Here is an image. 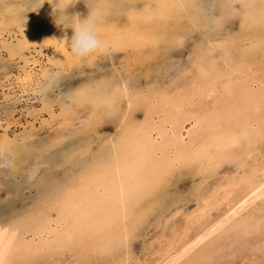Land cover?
<instances>
[{
	"label": "bare ground",
	"instance_id": "bare-ground-1",
	"mask_svg": "<svg viewBox=\"0 0 264 264\" xmlns=\"http://www.w3.org/2000/svg\"><path fill=\"white\" fill-rule=\"evenodd\" d=\"M73 1L0 0V36L16 29L20 37L0 41L24 63L20 84L41 98L28 112L34 124L20 134L11 137L0 125V147L9 152L0 157V174L25 180L0 203V227L15 232L0 264H144L130 243L143 225L161 229L146 264H264V0H83L100 17L105 52L123 57L110 78L100 73L81 87L67 85L75 59L64 41L80 17L55 15ZM36 44L48 49V65L32 56ZM184 46L183 84L174 82L172 92L135 85L118 70L154 57L166 73L169 53ZM30 65L39 72L30 74ZM14 98L7 94L6 102ZM79 109L89 110L83 127L99 135L94 149L80 138L85 130L64 137ZM36 113L59 132L41 150L32 141ZM101 113L117 117L114 134L98 132ZM190 170L201 177L198 185L215 183L191 192L194 211L164 215L176 206L171 180ZM23 187L29 198L14 209L12 197L27 194Z\"/></svg>",
	"mask_w": 264,
	"mask_h": 264
},
{
	"label": "rangeland",
	"instance_id": "rangeland-1",
	"mask_svg": "<svg viewBox=\"0 0 264 264\" xmlns=\"http://www.w3.org/2000/svg\"><path fill=\"white\" fill-rule=\"evenodd\" d=\"M41 8L42 7H39V9ZM57 13H65L68 20L72 22L73 20L75 21L76 16L82 18V17H86L89 15L88 10L84 6L83 0H76L75 2L73 1L67 4L64 10L63 9L60 11L58 10V12H56L55 15H58ZM33 19H34L33 17H29L27 19L28 24L34 23ZM9 34L5 32L0 36V38L7 42H9L14 36H17L18 39H20V37L18 36L19 33L16 29L10 30ZM2 42L3 41H0V60H1L0 61V125H1L2 132L5 131L7 132L9 136L13 137L15 134H20L25 128H28V126H30L31 124H34V121L36 119L34 118V116H31L30 114L35 113L33 111L34 108L41 106V98H39L38 96H34V94L31 93L32 91L30 88L23 87V85L20 84V80L21 78H23L21 68L24 66V63L23 61H21L20 58H18V56H16V53H14L13 56L11 57L9 54L10 51H6L7 49L3 48L4 45H2ZM188 45H190V43ZM34 47H35V50L37 51V54L41 53L40 55L32 53V56L34 57V59L36 58L35 60H37L38 62L40 61V67L48 65L46 62L47 59L44 56L47 53L48 49H45L39 52L40 51L39 45L36 44L34 45ZM187 47H190V46H184L177 50L171 51V53H169V58L171 59V62L169 64V68L166 71V73L161 72V69H165V64L162 59H157L156 61L154 60V57L152 59H148V58H145V56H142L145 59H140L138 64L137 63L135 65L131 64V66L121 65L119 67L121 69H118V70L120 71L121 74L124 75L125 78L128 79V81L130 82L132 81L133 84L135 85L139 84L138 86L141 87V84H142V86H146L148 88L154 87L153 88L154 90H160V91L161 90L163 91L166 88V90H168L169 92L170 91L172 92L174 91V88H175V87H172V86H175V84H173L174 82H176V85H178V83L183 84L182 80H179L178 77H180V74L184 72V68L181 69L180 67L185 66L184 64L187 63L186 62L188 58V56H186L187 55L186 52L188 49ZM68 50L70 52L69 48ZM25 52H26L25 54L27 55L28 51H25ZM96 56H97L96 59L93 60L94 63L89 62V61H81V60L74 58L75 66H71L67 68V71H66L67 73H65V77L67 78L66 80L67 85L69 84L68 86L81 87L84 84H87V82H89L88 81L89 79L93 80L92 78H94L95 75L97 76L100 73L103 74L100 78H105V79L110 78V76H112L114 73L113 72L114 69H112V67L116 64L118 65L119 63L118 61H121V58L123 57L122 54H115L114 51H110V50L107 53L103 52ZM37 65L39 66V63ZM39 69L40 68H37V67L35 68L31 67L30 65L27 71L30 74H35L36 72H39ZM159 81H161L162 83L159 84ZM7 94L9 95V97L10 95H13V98L15 97L11 104L6 102ZM58 109L59 107L55 106V111H58ZM78 111H79L78 117L74 118V121H72L71 123L72 127L68 128L67 126V129L64 132V137L69 138L71 133H76V131L85 130V132H82L80 138H83L86 142L91 143L94 149L95 144L93 141L97 139L99 135L97 134V132L93 133L91 131L90 133L88 131L89 129L87 128L85 129L83 125L81 124V122L84 121L83 116L87 115L89 113V110L79 109ZM101 114H102L101 118L94 119L95 124L96 122H98V124H96V127L99 128L98 132L99 133L101 131L109 132L110 130H112V134H114V132H116L117 130L116 126L119 125L117 117L104 115L105 113H101ZM144 114L145 113L143 110L138 111L137 118L142 121ZM36 115H38L37 119L39 120L35 122L37 127L32 136V141H33L34 146L40 148L39 150H41L42 144L46 145L47 143L50 142V140H52L55 133L57 132V126H54L53 123L48 124V119H47L48 116L46 114L39 115L38 113H36ZM43 119H45L44 122L46 124L40 126L39 124ZM95 120H99V121H95ZM90 130H93V128H91ZM66 132L67 134L69 133L68 134L69 136L66 135ZM71 143L72 142H70V139H69V142H67L66 144L69 146L71 145ZM81 146H82L81 148H84V149L86 148L84 147V145H81ZM66 150L71 153L75 151V149L74 148L72 149V147L67 148ZM193 170H195V168H193ZM193 172L190 170V172H186L184 175L182 174L181 177L180 176L179 178L174 177V179L171 180L172 187L169 191H170V196L173 197L174 202L176 203V206H170L169 208L166 207L167 210L164 215L171 216L174 213H176V211H181V213L194 211L196 207L195 206L196 203L194 199H197L196 198L197 193H202L205 187L211 186L212 184L215 183V181L213 180L214 178H211L207 180L206 183L201 184L200 186L198 185V183L201 181V177L199 179L196 178ZM227 174H228L227 171H223L221 173L222 176H225ZM16 176L10 172H7V174L6 173H2V175L0 174V181H3L7 185L6 187H2V188L0 187V203L7 204V198L5 197L9 193L8 189L11 190L13 193H15L13 191L14 188L19 187L18 189L16 188V190H19L22 183H25L24 182L25 180L23 179L22 174H18ZM14 179H16L15 182H13ZM27 187H23V190H25V193L27 194H24V196H21V197H16V196L12 197L14 198V201H15L13 205L14 209L22 206V204L25 203V200L29 198V195H28L29 188ZM198 187L201 189L196 191ZM192 191H196L197 192L195 193L196 195L194 194L191 195ZM143 226L144 227H142L139 231L140 234L139 235L136 234L135 237L132 239L133 241H131L130 243L132 244L131 250L132 252H134L133 253L135 257L134 260L143 261L144 264H146L147 261L150 260V256L154 251V247H155L154 243L156 242V238L159 236V234H161V229L159 228L157 230H154L152 227L149 228L146 225H143ZM166 232L167 233L169 232L170 235H172V232H173L172 224H170L167 227ZM142 245H146V247H150L151 245V249L149 250L143 249L141 247ZM60 259H63V257H61ZM111 262L109 260H100V262L97 264H109V263L111 264ZM230 263L231 264H241V261L235 260V261H231Z\"/></svg>",
	"mask_w": 264,
	"mask_h": 264
},
{
	"label": "clouds",
	"instance_id": "clouds-1",
	"mask_svg": "<svg viewBox=\"0 0 264 264\" xmlns=\"http://www.w3.org/2000/svg\"><path fill=\"white\" fill-rule=\"evenodd\" d=\"M100 17L96 13H90L86 18L76 20L71 27L73 35L67 42L74 58L81 61H89L96 55L105 52L108 48L102 39L99 30ZM7 147H0V157L7 158ZM15 232L10 227H0V252L6 251L14 242Z\"/></svg>",
	"mask_w": 264,
	"mask_h": 264
}]
</instances>
